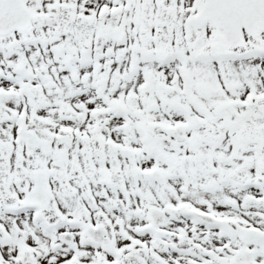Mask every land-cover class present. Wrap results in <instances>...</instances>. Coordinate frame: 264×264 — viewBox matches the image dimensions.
Segmentation results:
<instances>
[{"label":"snow or ice","instance_id":"6c2138e0","mask_svg":"<svg viewBox=\"0 0 264 264\" xmlns=\"http://www.w3.org/2000/svg\"><path fill=\"white\" fill-rule=\"evenodd\" d=\"M0 264H264V0H0Z\"/></svg>","mask_w":264,"mask_h":264}]
</instances>
